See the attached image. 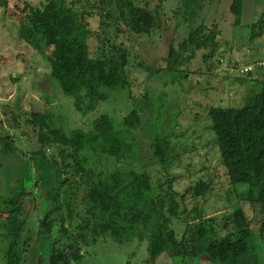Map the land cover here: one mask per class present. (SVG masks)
I'll use <instances>...</instances> for the list:
<instances>
[{"label":"rangeland","instance_id":"1","mask_svg":"<svg viewBox=\"0 0 264 264\" xmlns=\"http://www.w3.org/2000/svg\"><path fill=\"white\" fill-rule=\"evenodd\" d=\"M68 1L91 13V28L100 39L99 43L93 40V46L101 44L109 50L116 45L134 54L130 61L129 94L112 95L99 108L100 111L111 115L118 124L133 107L142 119L141 135L148 137L170 130L172 140L185 147L179 149L181 159L165 171L158 166L143 169L138 162H116L88 154L84 166L86 171L89 170L87 178L117 169L146 171L152 177L156 194L165 201L163 219L167 228L184 246L194 241L195 226L185 221L192 204L188 197L183 201L178 197L171 199L169 187L181 195L193 183L204 181L211 185V191L200 203L203 218L214 226L218 239L222 241L212 254L233 256L245 253L233 225V213L241 208L253 221L250 226L254 236L252 243L259 264H264V221L254 215L249 204L237 199L226 178L218 150L212 143L213 134L207 127L209 108L249 105L264 86V22L263 32L253 37L250 30L243 27L259 20L264 6L246 2L243 24L234 27L231 0L206 2L204 9L197 12L194 25L201 20L208 25L215 22L219 31L216 36L218 46L212 53H198L185 76L175 84L165 85L169 77L156 72L165 67L169 46L176 45L188 31L180 0H118L113 11L119 21L117 26L113 20L106 19L105 11L100 10V0ZM131 2L147 3L152 10L157 8L160 27L152 35H135L127 30L131 14L128 4ZM54 8L55 0H0V135L8 136L9 142L14 139L17 150L16 157L12 158L16 166L20 164L18 161L22 158L18 156L21 154L28 161L39 153L36 130L31 125L33 113H52L55 126H61L65 132L87 128L94 116L82 117L74 111L71 101L58 89L54 78L58 74L56 66H51L27 40L28 14L33 16L31 24L35 32L45 39L43 21ZM138 63L143 67H138ZM62 153L57 146L44 149L43 155L56 171L50 187L42 183L50 171L31 167L30 195L24 198L19 214L21 221L30 214L29 221L34 223L47 217L51 226L49 236L62 264H214L210 257L181 260L169 255L152 261L146 253L145 239L139 242L133 238L118 246L106 228L96 226L86 218L84 211L89 201L85 185L88 180L82 179V173L67 164ZM33 163L31 161L30 165ZM9 169L0 167L1 172ZM1 185L0 203L8 195L5 185ZM5 219L6 215L0 213V228ZM72 244L75 250L71 253ZM29 253L33 254V249ZM29 253H25L26 257H32ZM0 264H4L1 245Z\"/></svg>","mask_w":264,"mask_h":264},{"label":"trees","instance_id":"2","mask_svg":"<svg viewBox=\"0 0 264 264\" xmlns=\"http://www.w3.org/2000/svg\"><path fill=\"white\" fill-rule=\"evenodd\" d=\"M212 1L180 0L181 14L187 22L188 31L176 45L169 46L164 59L165 67L156 72L169 77L165 85L175 84L185 76L190 62L198 53H212L217 48V24L212 22L208 25L201 20L194 25L197 12L204 9L206 2L211 4ZM246 2L264 6V0H231L234 27L243 24ZM117 3L118 0H100L99 4L100 10L105 11L106 19L113 20L116 26L119 21L113 11ZM128 6L131 10L130 21L126 24L129 33L152 35L160 27L157 8L152 10L147 3L139 5L133 2ZM263 16L264 13L259 20L243 25L250 30L251 37L263 32ZM91 17V13H86L83 7L79 9L73 1L55 0V8L43 21L47 38L43 39L31 24L33 16H27V40L47 58L51 66H56L58 74L54 78L61 94L71 101L77 114L82 117L94 116L87 128L65 132L61 126H55L52 113H33L31 125L36 130L39 153H33L34 157L28 161L21 154L18 157L22 159L17 166L12 158L16 157L17 150L13 145L14 139L9 142L8 136L0 135V167L10 168L7 172L0 170V189L4 184L8 191L0 203V213L6 215L0 228L4 264H62L56 254L55 243L49 236L51 226L47 223V217L37 223L29 221L30 214L23 221L19 219L22 202L30 195L31 167L50 171L42 180L45 187H50V182L54 180L56 171L43 155L46 147L57 146L63 150L67 164L81 172L82 179L88 176L89 170L86 171L84 167L88 154L116 162H138L143 169L158 166L165 171L181 159L179 149H185L182 144L172 140L170 130L148 137L141 135L142 119L133 107L118 124L111 115L100 111L99 108L112 95L129 94V69L134 54L116 45L109 50L101 44L93 46V40L99 43L100 39L91 28ZM137 66L143 67L141 63ZM207 114L210 121L207 127L213 134L212 143L218 150L229 185L237 199L249 204L254 215L264 221V86L249 105L212 107ZM31 161L35 162L32 166ZM87 180L85 187L89 204L84 211L85 216L96 226L106 228L109 237L118 246L125 245L133 238L139 242L145 239L146 253L152 261L169 255L181 260L210 257L214 264H259L252 243L254 236L250 226L253 221L241 208L233 213V225L238 234V243L244 246L245 253L233 256L212 254L222 241L218 239L214 226L203 218L200 203L211 191V185L204 181L193 183L181 195L169 187L171 199L178 197L183 201L188 197L192 204L186 212L185 221L195 226L194 241L184 246L167 228L163 219L165 201L156 194L152 177L146 171L117 169ZM71 246L72 253L75 249L73 244ZM32 249L33 254L29 253ZM25 253L32 254V257H26Z\"/></svg>","mask_w":264,"mask_h":264}]
</instances>
